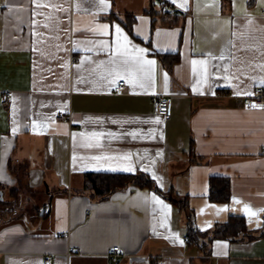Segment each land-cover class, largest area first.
Here are the masks:
<instances>
[{
  "label": "crops",
  "instance_id": "obj_1",
  "mask_svg": "<svg viewBox=\"0 0 264 264\" xmlns=\"http://www.w3.org/2000/svg\"><path fill=\"white\" fill-rule=\"evenodd\" d=\"M262 82L264 0H0V264H264V107L242 101ZM89 172L161 193L97 198ZM180 201L202 231L237 215L257 237L190 244Z\"/></svg>",
  "mask_w": 264,
  "mask_h": 264
},
{
  "label": "trees",
  "instance_id": "obj_2",
  "mask_svg": "<svg viewBox=\"0 0 264 264\" xmlns=\"http://www.w3.org/2000/svg\"><path fill=\"white\" fill-rule=\"evenodd\" d=\"M161 4L164 3L162 2ZM175 59L176 57H173V60ZM85 177L86 186L90 189L91 195L97 198H105L113 191L125 188L130 184L138 186H151L161 193V190L156 186L153 179L143 172H89L86 173ZM208 198L211 201H229L231 198L229 178L222 176L210 177ZM179 203L187 208L185 201H180ZM186 213V239L188 243L198 244L201 248L205 249L210 242L216 238L238 241L244 238L252 239L257 237L254 232L247 228L245 218L242 216L230 215L226 221L215 223L211 229L202 231L195 223L194 213L192 210L187 208ZM262 233H264V225L260 234Z\"/></svg>",
  "mask_w": 264,
  "mask_h": 264
},
{
  "label": "built area",
  "instance_id": "obj_3",
  "mask_svg": "<svg viewBox=\"0 0 264 264\" xmlns=\"http://www.w3.org/2000/svg\"><path fill=\"white\" fill-rule=\"evenodd\" d=\"M170 7V6H169ZM125 81L120 80L118 81L117 85L114 87V91L121 92L122 90L125 89ZM10 97V93H4L2 95V101L7 102V100ZM242 101L245 105H256L259 107H264V87L258 86L255 87L250 95H245L242 97ZM152 109L153 112L159 115H168L169 110H170V100L168 97L165 96H154L152 100ZM58 119H63L64 115L63 114H58L57 115ZM264 209V208H263ZM262 215H264V211H261ZM75 251L73 247H70L68 249V254ZM122 252L120 247L118 245H113L110 247L107 251V254L109 258L112 261H115L118 257V255ZM52 261V257L48 256L45 259V262L47 264H50Z\"/></svg>",
  "mask_w": 264,
  "mask_h": 264
},
{
  "label": "rangeland",
  "instance_id": "obj_4",
  "mask_svg": "<svg viewBox=\"0 0 264 264\" xmlns=\"http://www.w3.org/2000/svg\"><path fill=\"white\" fill-rule=\"evenodd\" d=\"M28 192H29V190H28ZM28 192L25 194L26 198L24 199V203L23 204L32 205V204H34L36 202L40 203V196H38L36 194H33V193H28ZM3 196H4V198H6L7 194L5 193Z\"/></svg>",
  "mask_w": 264,
  "mask_h": 264
},
{
  "label": "snow or ice",
  "instance_id": "obj_5",
  "mask_svg": "<svg viewBox=\"0 0 264 264\" xmlns=\"http://www.w3.org/2000/svg\"><path fill=\"white\" fill-rule=\"evenodd\" d=\"M101 2H103V0H101ZM176 2V0H173V3H175ZM177 6H183L182 4H180V5H177ZM116 32L119 34L120 33V29H119V27H117L116 28ZM126 39V38H125ZM136 51H138V52H143L144 50L143 49H136ZM146 63H148V64H154V61H146ZM193 63L195 64V63H197L196 61H193ZM262 83H264V82H262ZM193 91L195 92L196 91V89H193ZM238 95L240 94V93H237ZM245 94H247V95H250V93H245ZM253 107H256V105H252ZM13 131H15V129L13 130ZM126 170H128V171H130L131 169L129 168V169H126ZM152 199L153 200H156L157 198L156 197H152ZM237 203H239V201H236ZM246 207V209H247V207L248 206H245ZM261 211H264V209H262ZM253 215H255V213H253Z\"/></svg>",
  "mask_w": 264,
  "mask_h": 264
}]
</instances>
